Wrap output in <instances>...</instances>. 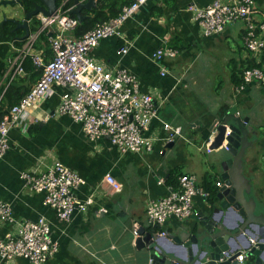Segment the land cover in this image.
Masks as SVG:
<instances>
[{
    "label": "crops",
    "instance_id": "1",
    "mask_svg": "<svg viewBox=\"0 0 264 264\" xmlns=\"http://www.w3.org/2000/svg\"><path fill=\"white\" fill-rule=\"evenodd\" d=\"M213 1L176 0L164 5L162 0H148L124 23L123 38L103 39L91 53L105 67L126 68L137 77L141 92L154 95L158 117L151 122L147 135L163 139L162 123H168L182 129V138L167 149L164 141H155L152 151L145 154H121L107 139L91 142L79 124L56 113L65 88L53 85L51 94L30 110L28 129L18 127L10 131L9 149L0 158V200L11 205L14 219V223L0 222L1 238L15 234L17 223L43 217L51 225L52 239L58 242L57 253L45 264H152L148 250L135 247L133 226L145 229L149 225L147 205L168 195L170 188L165 180L174 168L194 177L199 186L203 175H214L213 186L219 189L216 186L221 182L219 152L208 153L205 143L209 136L214 137L210 128L215 116L231 106L249 118L246 127L252 145L246 151L242 172L250 184L255 214L264 215V88L253 83L238 90L230 82L234 62L239 65L252 60L243 47L242 23L229 24L221 34L205 37L192 12L187 10L188 5L203 8ZM254 1L258 12L264 13V0ZM155 6L163 8V16H150V9ZM173 40L187 49L181 52L179 48L172 49ZM124 45L128 51L123 55L119 49ZM158 49H172L176 54L173 57L165 54L156 60L153 54ZM35 54L44 57L42 49H35ZM262 60L264 63V56ZM219 73H223L220 88L219 82L214 87ZM54 161L85 181L76 192L78 199L84 201L91 196L93 201L86 212L75 213L68 224L61 223L55 212L44 205L43 194L29 191L21 178L23 172L37 174ZM106 174L120 183L119 192L105 183ZM208 207L206 199L193 198L194 214H206ZM240 220L231 213L227 222L240 224ZM193 223L192 218L169 219L156 228L159 248L170 255L182 254V246L172 238L183 235L184 228ZM259 230L252 225L248 231L261 239L264 231ZM247 240L253 242L250 236L236 240L233 254H246ZM0 264L30 263L23 259H0Z\"/></svg>",
    "mask_w": 264,
    "mask_h": 264
},
{
    "label": "built area",
    "instance_id": "2",
    "mask_svg": "<svg viewBox=\"0 0 264 264\" xmlns=\"http://www.w3.org/2000/svg\"><path fill=\"white\" fill-rule=\"evenodd\" d=\"M148 0H133L124 6L115 18L96 25L80 38L71 33L79 24L75 17L68 15L62 8L56 15L45 17L39 15L36 32L29 33L20 49L13 48L15 55L7 59L5 76L14 78L24 76L23 61L30 57L32 63L41 68V76L29 91L4 114L0 121V158L9 149V133L14 128L26 131L30 125V110L36 103L52 92V86L65 88L60 95L56 113L67 116L81 126L85 137L91 142L107 139L121 154H145L153 149L155 141L174 142L182 138V129L168 123H162L164 137L147 135L150 124L157 119V107L154 95L140 91L137 77L124 67L115 65L105 67L91 57L92 50L99 41L106 38H123L122 27L132 18ZM205 37L221 34L225 27L235 22L244 26L243 47L252 56V61L260 64L243 70L240 79L241 90L249 84L256 83L264 88V13H259L254 0H232L223 2L214 0L203 8L188 5ZM42 33L49 36L52 59L44 62V57L35 54L34 45ZM126 45L119 49L126 54ZM175 56L172 49H158L153 58L161 59L164 55ZM165 74L162 70L161 75ZM209 136L205 143L208 153L212 142ZM26 187L31 192L41 193L43 203L53 210L61 223L71 222L75 213L86 212L92 204L89 196L80 201L77 190L85 181L73 170L59 161H54L46 170L37 174H21ZM105 183L119 192L121 185L115 178L106 174ZM221 187V182L216 183ZM207 193L197 185L195 178L182 174L177 178V188L170 189L168 195L149 201L146 208L148 226L161 227L169 219L184 221L194 215L193 198ZM0 222L14 223L12 207L0 200ZM17 232L0 237V259L11 261L23 259L30 264H45L58 251V242L52 239L51 225L43 217L35 221L17 223ZM138 227L133 226L137 236ZM164 235V234H162ZM247 257L239 253L235 257L237 264H244Z\"/></svg>",
    "mask_w": 264,
    "mask_h": 264
},
{
    "label": "water",
    "instance_id": "3",
    "mask_svg": "<svg viewBox=\"0 0 264 264\" xmlns=\"http://www.w3.org/2000/svg\"><path fill=\"white\" fill-rule=\"evenodd\" d=\"M30 12H26L24 20L18 22L14 19H5L14 22L17 27L25 30V37L29 36L28 23L35 17L43 15L50 17L56 15L58 9L65 6L70 0H40ZM72 5L67 13L74 16L82 23L88 15L83 12H91L96 8L97 0H71ZM21 8L19 0H1L0 6L15 5ZM19 8V9H20ZM24 13V12H23ZM3 20V21H5ZM50 36V34H49ZM249 118L241 116L235 106H231L223 114L215 116L214 125L210 128L215 132L209 148L218 151L220 159L219 187L213 204L208 203V212L192 215L193 225L184 228L183 235L172 238L173 242L182 246V254L170 255L163 252L158 244L156 228L146 231L138 228L134 240L135 247L148 250V257L152 264H237L232 246L235 241L250 236L253 242L247 240L246 261L244 264H264V232L263 237L258 238L249 233L252 225L264 231V215L255 214V202L250 194V184L243 175V162L246 151L251 147L247 124ZM165 148H172L174 142L166 143ZM236 214L241 220L240 224H229V214ZM253 258L250 260V258Z\"/></svg>",
    "mask_w": 264,
    "mask_h": 264
},
{
    "label": "trees",
    "instance_id": "4",
    "mask_svg": "<svg viewBox=\"0 0 264 264\" xmlns=\"http://www.w3.org/2000/svg\"><path fill=\"white\" fill-rule=\"evenodd\" d=\"M35 0H19L21 4L20 10L23 12H30L34 8ZM176 0H162V4L170 5ZM60 4L61 0H57ZM133 0H97L96 8L91 12L84 11L85 15H88L82 23L72 31V36L74 38H80L85 33L93 29L96 25L102 24L103 22L109 20L110 18L117 17L124 6L131 4ZM72 5L70 0L65 6L62 7L63 11H67ZM163 8L159 6L152 7L150 9L151 17H161L163 16ZM74 17V16H72ZM39 25V21L34 17L28 23L29 33L36 32ZM25 30L17 27V25L10 21L5 20L0 22V121L7 110L16 104L30 89V84L36 82L41 76V68L36 67L30 57H26L23 61V68L25 71V76H16L10 78L5 76L7 71V59L13 55L15 52L13 48L20 49L25 40ZM178 40H173L170 45L171 48H179L178 51H184L187 49L184 45L177 43ZM176 42V43H175ZM119 44H122L119 41ZM34 49H42L44 53V62H49L52 59V53L49 44V35L47 33H42L39 35ZM260 64L254 63V61H246L241 64L234 62L233 67L230 71V82L231 84L240 89L242 82L240 79L243 70L252 67H259ZM218 87H221V82L218 83ZM182 175L181 169L179 167L172 169L169 172V176L165 180V185L170 189L177 188V178ZM215 182V176L209 173L203 175L202 184L200 187L207 193L206 200L208 203L213 204L216 201L217 189L213 186ZM153 227H145L146 231H150ZM253 258L251 257L250 260Z\"/></svg>",
    "mask_w": 264,
    "mask_h": 264
},
{
    "label": "rangeland",
    "instance_id": "5",
    "mask_svg": "<svg viewBox=\"0 0 264 264\" xmlns=\"http://www.w3.org/2000/svg\"><path fill=\"white\" fill-rule=\"evenodd\" d=\"M5 19H14L18 22H22L24 20V13L17 6H10V5L0 6V22ZM218 76L219 77L216 78L214 87L217 86V83L219 82L220 79L223 80V73H219ZM224 84L225 83L222 82V86H224ZM202 85L205 84L202 82ZM208 90L211 91L212 88H208Z\"/></svg>",
    "mask_w": 264,
    "mask_h": 264
},
{
    "label": "flooded vegetation",
    "instance_id": "6",
    "mask_svg": "<svg viewBox=\"0 0 264 264\" xmlns=\"http://www.w3.org/2000/svg\"><path fill=\"white\" fill-rule=\"evenodd\" d=\"M1 1V0H0ZM33 4H34V7L35 6H37V5H41V1L40 0H35L34 2H33ZM12 6H17L18 8H20L19 6H18V4L16 3L15 5H12ZM34 9V8H33ZM22 11V10H21ZM24 15H25V12H24Z\"/></svg>",
    "mask_w": 264,
    "mask_h": 264
}]
</instances>
